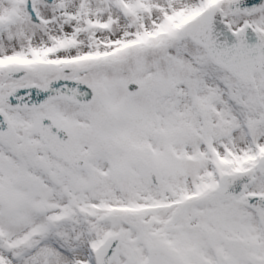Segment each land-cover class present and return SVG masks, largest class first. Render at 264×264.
Returning <instances> with one entry per match:
<instances>
[{
  "label": "snow or ice",
  "instance_id": "6c2138e0",
  "mask_svg": "<svg viewBox=\"0 0 264 264\" xmlns=\"http://www.w3.org/2000/svg\"><path fill=\"white\" fill-rule=\"evenodd\" d=\"M0 264H264V0H0Z\"/></svg>",
  "mask_w": 264,
  "mask_h": 264
}]
</instances>
